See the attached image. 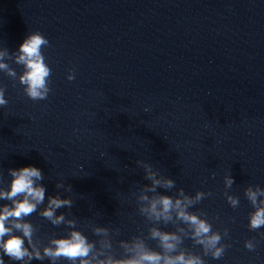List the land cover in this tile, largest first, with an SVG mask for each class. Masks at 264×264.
I'll list each match as a JSON object with an SVG mask.
<instances>
[{
  "label": "clouds",
  "instance_id": "1",
  "mask_svg": "<svg viewBox=\"0 0 264 264\" xmlns=\"http://www.w3.org/2000/svg\"><path fill=\"white\" fill-rule=\"evenodd\" d=\"M47 46L49 41L41 33L32 32L20 44L18 54L14 57H9L7 50L0 51V71L13 80L18 79L25 95L33 101L47 99L50 92L51 68L42 53V48ZM6 58L14 59L15 64L23 67L19 76L4 62ZM67 79L74 80V73L70 72ZM7 103L5 89L0 87V106H6ZM136 163L143 168L144 179L150 183L144 184L138 193L133 195L139 213L152 226L148 229L147 238L137 235L130 240L118 241L122 250L119 257L115 255L113 233L109 228L91 224V232L99 239L90 241L85 234L77 230L75 219H67L63 213L56 215L58 209L73 206L72 199L61 198L59 194L48 197L47 207L39 212V215L54 226L66 225L67 235L59 238L53 236L49 238L47 245L38 243L35 238L37 229L25 218L44 204L46 189L38 183L44 176L41 170L34 166L9 169L10 186L7 190L0 188V201L10 202L0 205V264H5L4 256L20 264H31L33 260L43 261L46 258L51 264H58L61 260L68 261L69 264H205L201 255L182 247L185 239H191L195 245L201 246L203 256L220 259L225 249L230 246L222 243V239L228 236V230L225 229L222 236L219 231L213 230L206 213L197 214L190 211L212 193L197 191L191 196L181 188L175 196L162 194L157 189H173L174 180L162 175L149 163ZM233 184L231 174L225 175V188L229 189ZM56 186L64 188L65 191L72 190L71 185L65 187L63 183H57ZM244 194L254 208V211L249 213V229L258 230L264 226V188L249 185ZM224 195L231 207L239 206L238 197L229 195L227 191ZM161 223L174 225L175 231L161 230L157 226ZM118 232L119 230H116L115 234ZM148 239L156 242V249L148 245ZM244 246L250 251L255 250L252 240L245 241Z\"/></svg>",
  "mask_w": 264,
  "mask_h": 264
}]
</instances>
